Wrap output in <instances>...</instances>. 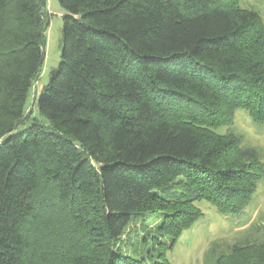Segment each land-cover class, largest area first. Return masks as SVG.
Masks as SVG:
<instances>
[{
    "label": "trees",
    "instance_id": "16d2710c",
    "mask_svg": "<svg viewBox=\"0 0 264 264\" xmlns=\"http://www.w3.org/2000/svg\"><path fill=\"white\" fill-rule=\"evenodd\" d=\"M57 1L60 61L36 104L48 125L17 132L45 1L0 0V264H170L197 202L237 217L264 178L257 149L217 132L238 109L264 126V22L239 0ZM145 215L157 248L133 258L120 241ZM254 221L203 263L264 264Z\"/></svg>",
    "mask_w": 264,
    "mask_h": 264
},
{
    "label": "rangeland",
    "instance_id": "374dc122",
    "mask_svg": "<svg viewBox=\"0 0 264 264\" xmlns=\"http://www.w3.org/2000/svg\"><path fill=\"white\" fill-rule=\"evenodd\" d=\"M44 1L42 12L44 21L47 20L44 33V60L39 76L34 80L26 101L25 111L31 117L17 128V132L28 128L34 122L48 125L47 121L38 114L36 104L37 97L49 81L50 73L57 69L60 61L64 11L60 8L57 0ZM239 6L256 11L264 22V0H239ZM217 132L220 134L230 132L238 136L243 146L257 149L264 161V126L254 125L246 111L236 110L233 125L230 128L221 127ZM181 187L174 186L172 191L180 192ZM195 205L203 216L180 235L171 249L165 250V257L170 264H204V251L212 241L217 239L231 241L253 219L256 224L260 225V232L264 236V178L258 183L256 193L250 203L237 217L222 216L205 201L197 202ZM158 222L159 217L152 215L131 220L120 241L122 251L133 258H140L145 256L147 251H151L153 247L157 248L156 241L159 239H153L148 232H152ZM254 250L263 254L264 245L259 243ZM252 254H255V251ZM237 258L244 257L237 256Z\"/></svg>",
    "mask_w": 264,
    "mask_h": 264
}]
</instances>
